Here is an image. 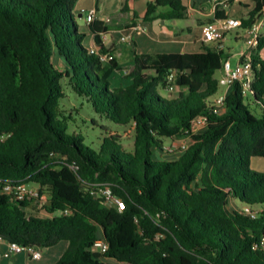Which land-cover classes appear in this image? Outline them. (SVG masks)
<instances>
[{
  "label": "trees",
  "instance_id": "obj_1",
  "mask_svg": "<svg viewBox=\"0 0 264 264\" xmlns=\"http://www.w3.org/2000/svg\"><path fill=\"white\" fill-rule=\"evenodd\" d=\"M78 1L0 0V238L40 250L66 242L55 264H264V57L252 58L250 96L233 84L218 113L211 99L223 48L137 54L133 83L111 88L118 61L101 62L83 45ZM263 7L257 0L242 28ZM186 12L184 0H154L143 21ZM88 29L106 53L100 38L109 26L96 20ZM64 82L96 114L130 128L133 146L111 133L94 148L69 133ZM199 118L205 126H195ZM184 141L177 159L156 158ZM18 183L38 189L35 213L31 196L3 194ZM104 189L122 210L105 204ZM100 237L109 244L104 255L92 250Z\"/></svg>",
  "mask_w": 264,
  "mask_h": 264
},
{
  "label": "crops",
  "instance_id": "obj_2",
  "mask_svg": "<svg viewBox=\"0 0 264 264\" xmlns=\"http://www.w3.org/2000/svg\"><path fill=\"white\" fill-rule=\"evenodd\" d=\"M151 2H154V0H79L76 4L75 13H79V20L84 22V25H81L77 21L79 27L88 28L85 16L90 10H96V20L109 26V32L104 33L100 39L107 51L106 54L112 55L119 64L118 69L110 77L111 88H125L133 83V79L127 76L135 64L134 59L137 54L150 52L177 53L183 57H189L204 52L206 48L216 49V44L204 41V26L209 23L221 22L225 18H234L242 22L243 19L249 18V15L257 6V0H227L226 5L220 4L218 6H215L210 0H184L187 12L181 20L187 19L188 24L179 27V21L177 20H163L155 18V16L150 21L151 25H147L148 22H144L143 17ZM160 11H165V9L158 10V13ZM263 16L264 7L261 12L255 15V19L258 17L263 18ZM233 31L224 32L222 45L224 52L227 54L225 61L229 60L232 66H237L241 62L242 54H248L251 50L245 46L244 33L240 35L238 31ZM81 32L86 34L85 40L88 43V48L98 47L89 29ZM233 33L234 35H232ZM262 33L264 35V30ZM128 35L133 37L132 45L121 42V37ZM229 41L235 45H242H240L239 51L233 55L229 52L231 50L228 45ZM252 52L253 55L264 57V49L259 50L257 48ZM231 56L237 57L235 65L232 63ZM55 58L57 63L54 61ZM53 62L60 69L66 66L64 59L57 52L54 53ZM126 72L127 75L124 76ZM218 72H221L223 76V67ZM230 91L231 88L224 87L222 89V86H220L219 92L212 97V102L214 103L215 99L227 95ZM60 244L64 245L60 249L53 248L42 252L40 260L33 258L27 250L6 257L7 244L5 240L0 238V264H55L68 245L66 242Z\"/></svg>",
  "mask_w": 264,
  "mask_h": 264
},
{
  "label": "built area",
  "instance_id": "obj_3",
  "mask_svg": "<svg viewBox=\"0 0 264 264\" xmlns=\"http://www.w3.org/2000/svg\"><path fill=\"white\" fill-rule=\"evenodd\" d=\"M215 6L220 4L226 5L227 0H210ZM97 19V11L90 10L86 13L85 21L87 25L94 23ZM242 28V22L238 19L234 18H225L221 22L209 23L203 28V37L204 41L207 43H212L217 45V50L223 48L222 41L224 38V32H231L233 30ZM264 30V19L261 17L256 18L253 23L244 28V42L247 49L251 50L250 53L242 54L241 62L237 66H232L231 62L225 61L223 64L224 75L221 80H219V84L222 87L231 88L233 84L239 83L241 88V93L243 96L247 97L251 94L252 83L254 79V71H253V50H256L259 46L260 38L263 35L262 31ZM106 40V38H104ZM121 42L127 45H132L133 37L132 36H122ZM90 52L93 54L99 55L101 62L108 63L114 59V57L110 54L99 53L98 47L90 48ZM127 74V72H126ZM178 78V72L173 71L170 74L169 80L175 81ZM226 95L220 96L214 100V111L218 113L224 103ZM206 122L204 119L199 118L195 126L202 127L205 126ZM188 146V142H181L179 145H176L174 148H171V151L174 149L184 151ZM3 194L7 195L10 198V201H24L28 196L32 198L39 197V191L36 188L29 189L27 185L23 183H18L14 185H7L2 190ZM102 195L104 197V202L107 206L116 207L119 210L123 209L122 202L114 196L110 189L102 190ZM41 200L43 203L47 201V196L42 195ZM247 211H249L247 209ZM8 251L6 253V257H10L13 254L20 253L22 251L27 250L33 258L40 260L42 258V252L40 249L35 247H24L18 243L8 242L6 241ZM93 252L104 255L109 250L108 242L103 238H98L92 248Z\"/></svg>",
  "mask_w": 264,
  "mask_h": 264
},
{
  "label": "rangeland",
  "instance_id": "obj_4",
  "mask_svg": "<svg viewBox=\"0 0 264 264\" xmlns=\"http://www.w3.org/2000/svg\"><path fill=\"white\" fill-rule=\"evenodd\" d=\"M78 14L75 13L77 21L79 22V24L84 25V22L82 20H79ZM177 21H179L178 22L179 27H182L188 24L187 19L177 20ZM146 24L151 25L150 22ZM83 30L88 31V28L87 27L82 28L80 26L79 32L82 33L81 31ZM235 31H238L240 35L243 33L245 35V31L243 28L236 29L233 32ZM232 35H234V33ZM83 45L86 48H88V43L86 42L85 39L83 40ZM228 45L231 49L229 52L233 55L237 51H239L241 44L235 45L231 41H229ZM231 59H232L233 65H235L237 61V57L231 56ZM54 61L55 63H57L56 58L54 59ZM126 75L127 74H125L124 76ZM215 77L216 79L221 80L222 78L221 72H218ZM222 89H224V87H222ZM64 90H65L66 97L62 101L61 106L64 110L63 116L65 117V119H67L66 123L68 124L69 133H75V134H79L83 136V138L85 139V143L93 146L94 148L100 147L104 139L108 137L111 133L116 134L118 137H121L122 138L121 142L125 147L130 148L133 146V132L131 131L130 128H127L125 126L116 125L115 123L96 114L90 105H88L81 97L77 96L70 87L66 86V82H64ZM161 95L162 97H165L166 93L161 92ZM246 103H249V98L246 99ZM249 109L254 115H259V110L256 107L250 106ZM93 121H95L96 124ZM165 144L169 145L170 141L166 140ZM179 154L180 153L178 152L177 149H174L173 151H171V148H170V149H166L164 152L157 151L156 158H165L169 160H175L179 157ZM27 186L29 189L35 188V185L32 183L28 184ZM31 200H32V203L28 210L29 214L34 212L33 208L35 207V204H36L35 199L31 198ZM241 205L242 204H240V206ZM234 207L236 206L234 205ZM41 216H46L45 212H42ZM62 246L64 245L59 244L57 247L43 249L41 250V252H46L53 248L60 249V247ZM114 264H120V263H114Z\"/></svg>",
  "mask_w": 264,
  "mask_h": 264
},
{
  "label": "water",
  "instance_id": "obj_5",
  "mask_svg": "<svg viewBox=\"0 0 264 264\" xmlns=\"http://www.w3.org/2000/svg\"><path fill=\"white\" fill-rule=\"evenodd\" d=\"M164 23V22H163Z\"/></svg>",
  "mask_w": 264,
  "mask_h": 264
}]
</instances>
